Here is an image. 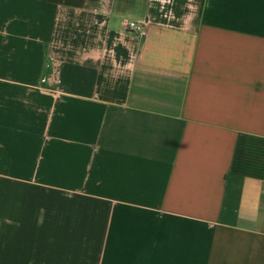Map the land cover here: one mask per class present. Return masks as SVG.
Listing matches in <instances>:
<instances>
[{
	"label": "crops",
	"instance_id": "1",
	"mask_svg": "<svg viewBox=\"0 0 264 264\" xmlns=\"http://www.w3.org/2000/svg\"><path fill=\"white\" fill-rule=\"evenodd\" d=\"M0 264H264V0H0Z\"/></svg>",
	"mask_w": 264,
	"mask_h": 264
},
{
	"label": "built area",
	"instance_id": "2",
	"mask_svg": "<svg viewBox=\"0 0 264 264\" xmlns=\"http://www.w3.org/2000/svg\"><path fill=\"white\" fill-rule=\"evenodd\" d=\"M127 28L130 31H134L142 36H146L148 34V23L146 21H136V20H129L127 22ZM43 82L46 81V78L43 77Z\"/></svg>",
	"mask_w": 264,
	"mask_h": 264
}]
</instances>
